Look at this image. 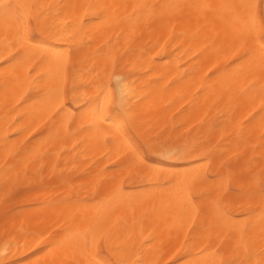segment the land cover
<instances>
[{"label": "bare ground", "instance_id": "obj_1", "mask_svg": "<svg viewBox=\"0 0 264 264\" xmlns=\"http://www.w3.org/2000/svg\"><path fill=\"white\" fill-rule=\"evenodd\" d=\"M0 3L27 5L17 11L30 13L29 31L38 27L47 46L70 49L56 75L42 48L17 41V16L0 12V202L15 184L32 189L16 213L14 206L0 212V249L12 246V264H80L74 233L86 219L96 227L98 249L107 252L110 238L130 264L264 262V204L245 195L264 179V72L259 43L248 38L250 11L260 27L261 0ZM205 4L216 7H199ZM249 48L254 55L234 63ZM100 82L113 100L107 109L126 85L120 128L109 121L93 127L83 101L72 102L74 84L92 96L97 90L87 86ZM133 134L157 150L187 146L190 154L138 158ZM217 174L225 177L215 181L222 203L192 198L212 185L203 176ZM55 185L65 196H55ZM34 197L47 199L22 209Z\"/></svg>", "mask_w": 264, "mask_h": 264}, {"label": "snow or ice", "instance_id": "obj_2", "mask_svg": "<svg viewBox=\"0 0 264 264\" xmlns=\"http://www.w3.org/2000/svg\"><path fill=\"white\" fill-rule=\"evenodd\" d=\"M27 5H14L11 3H0V12L3 13L5 18H7L11 14H15L17 16V19L19 21V28L17 29L18 35H17V41L20 42L22 45H30L32 47H38L42 48L44 51V54L52 58L54 60V71L56 75H60L62 71V67L64 63L66 62L68 55L70 53V49L65 48H56V47H49L47 46V41L42 39L43 30H40L38 27L33 28L32 31H29V26L31 23V15L27 11H17V10H23L27 9ZM95 9H102L103 6H90ZM199 7L205 8V9H213L214 5L205 4L200 5ZM234 10H238L240 8L244 9H254L255 5H230L227 6ZM104 16L103 11H98L95 15L96 20H101ZM237 16H240V13L237 11ZM249 36L248 38L252 42H258L259 43V52H260V68L261 71L264 72V10L261 12V19H260V27L256 28V13L254 11L249 12ZM39 23V22H37ZM40 31L41 36H37L34 33ZM255 53L254 48H249L243 52V54L238 57L237 61H234V63H239L248 60L249 57L253 56ZM18 53L17 55H19ZM15 59V58H14ZM115 70V65H113V72ZM113 78L117 81L119 84H123V81L125 80L124 77L120 75H113ZM85 87L84 85L76 86L73 85L71 92L73 103H81L83 101L84 106L87 108V111L84 113L85 116L90 117V123L93 127L97 129H102L103 122L109 121L113 124L114 127L120 128V111L121 109L125 108L126 102H127V95L125 94L124 87L120 89L119 97L115 101V107L112 109H107L106 105L112 104L113 100L112 97L108 94H106V89L109 87L108 84H105L103 82L96 83V84H90L87 87L94 88L97 91L94 95L90 96L88 92H81V88ZM57 95L60 98V102H63V89H57ZM104 97L103 103L100 102V97ZM60 111H64L63 108L60 109ZM260 119L262 122H264V108L261 109L260 113ZM197 147H202V145H197ZM137 157H144L146 158L150 153L155 151L156 155L166 157L167 159H180L183 158L184 154H190L188 147L185 146L184 149L181 151L180 149H177L176 151H170L168 149H164L163 151L157 150L153 147V145L148 142L145 145L139 146V148L134 149ZM210 155V154H209ZM208 158L207 156L205 157ZM144 163H147L146 159L143 161ZM224 168H230V165L226 163H222V170ZM232 175L233 173L229 171L227 173V179L229 183L232 182ZM225 177L221 174L217 175H205L202 177V180L204 182L211 181L212 185L209 187V189L204 192L201 196H197L196 193H191L190 195L192 198H202V197H217L218 202L222 203L223 200L221 199V193L219 190L215 187V181L217 179L223 180ZM18 195V193H17ZM249 198L259 197L261 200V203L264 204V179H261L258 191H252L245 193ZM11 198H7L4 200V211L5 215H7L12 209L8 207L10 203ZM254 210H249L246 215H251ZM221 213L228 218L230 221H232L234 224L237 222L233 220L231 217V213L227 212L226 210H221ZM260 219L264 221V208L260 211ZM77 231L74 233V239L77 241V245L79 248V251L81 252V255L84 257V259L80 262V264H130V262L124 258H122L121 253L124 251L123 248L117 246L113 247L110 238L105 239V244H107L108 251L104 252L102 250H99L97 247V230L96 227L93 226L87 219L82 221L81 224L77 225ZM91 237V240L89 239ZM243 239V235L241 237ZM59 243V241H57ZM150 243V242H149ZM11 245H5L4 248L0 249V264H12V261L9 259V257L13 254L11 252ZM204 251L206 252L207 249L205 248ZM245 251H248L247 246H245ZM203 254V253H201ZM216 255L220 254V251L217 250L215 252ZM115 257V258H114ZM29 264H46V261L36 259L33 261H30ZM135 264H145L144 261H136ZM220 264H237L236 260H223L220 262ZM240 264H247V261H240ZM264 264V262H262Z\"/></svg>", "mask_w": 264, "mask_h": 264}, {"label": "rangeland", "instance_id": "obj_3", "mask_svg": "<svg viewBox=\"0 0 264 264\" xmlns=\"http://www.w3.org/2000/svg\"><path fill=\"white\" fill-rule=\"evenodd\" d=\"M263 5H264V1L261 0V9L263 8ZM34 34L36 35L37 33L35 32ZM133 139L135 141L134 143L136 145V148H139V146H141V145H145V143L142 142L139 139V137L134 135V134H133ZM151 158L153 159V156L151 154H149L146 157V159H151ZM55 187L57 190L59 189L58 186L55 185ZM59 190L55 193V196H57V195L65 196V194L62 193V192H64V190H60V191ZM30 191H32V189L26 188L23 184L13 185L10 188L9 192H5L2 196V200L0 202V212H1L2 208L5 207L4 206V200L7 198H11L8 206H14L12 213H16L20 209V208H16L17 201L19 200V198H21L22 196H24L25 194H27ZM17 193H18V195H17ZM45 199H47V197H44L41 200H45ZM41 200L34 197V198H32L31 204H25V206L22 209L30 208L31 206H34L36 203H38V201H41Z\"/></svg>", "mask_w": 264, "mask_h": 264}]
</instances>
